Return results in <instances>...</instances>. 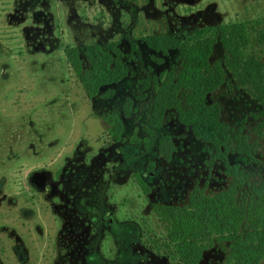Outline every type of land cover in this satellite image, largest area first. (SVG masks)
Wrapping results in <instances>:
<instances>
[{"label": "rangeland", "instance_id": "obj_1", "mask_svg": "<svg viewBox=\"0 0 264 264\" xmlns=\"http://www.w3.org/2000/svg\"><path fill=\"white\" fill-rule=\"evenodd\" d=\"M234 23L249 24L253 43L246 54L264 65V0H0V264H86V247L100 227L99 250L113 262V232L102 226L108 220L164 254L167 234L156 209L231 190L224 157L243 170L233 198L248 209L264 176L263 107L229 73L208 96L228 129L227 146L245 137L252 147V158L225 154L224 146L197 138L175 110L166 111L159 128L150 127L155 92L143 83L181 70L178 51L164 56L147 39L216 40L214 65L225 55L219 28ZM112 43L125 55L128 77L109 87V97L105 89L90 100L66 51L77 48L85 60L90 45ZM118 116L123 130L115 141L106 118ZM162 136L176 147L170 161L159 152ZM37 173L46 180L41 187L30 182ZM222 263L217 248L205 261Z\"/></svg>", "mask_w": 264, "mask_h": 264}, {"label": "trees", "instance_id": "obj_2", "mask_svg": "<svg viewBox=\"0 0 264 264\" xmlns=\"http://www.w3.org/2000/svg\"><path fill=\"white\" fill-rule=\"evenodd\" d=\"M219 41L225 53L224 61L211 65L210 59L216 40L205 39L193 44L183 43L171 36H156L147 39L149 48L168 56L170 51L179 52L181 70L167 76H152L143 83L152 87L155 97L151 107L150 127L159 128L167 110H175L182 124L192 128L197 138L209 142L216 149L224 146L225 154L236 153L252 158L251 146L245 137H237V147L227 146L228 129L220 121L217 104H207L209 95L222 87L229 73L237 87L244 89L254 101L264 109V65L246 54L252 45V31L248 23H234L219 28ZM260 43L264 36L259 35ZM70 71L83 87L88 99L109 97L113 91L109 87L118 85L128 77L124 63L125 55L117 43L105 49L94 44L85 50V60L89 69L85 70V60L77 48L66 51ZM129 114L130 106L126 107ZM264 115V112H263ZM106 122L112 127L110 133L115 141L120 139L123 124L121 118L108 117ZM151 128H147L152 135ZM159 152L167 161L172 159L176 147L170 136L159 140ZM224 154V155H225ZM223 155V156H224ZM226 169L231 171V190L220 197L209 200L192 198L188 206H162L157 208L160 221L165 225L167 252L162 254L142 243L140 237L125 225L116 229L115 222L108 220L102 226L112 230V240L116 247V260L108 262L99 250L102 242V227L99 218L93 224L99 231L87 245L84 262L86 264H205L210 251L219 250L222 264H263L264 263V176L260 188L249 202L248 209L235 203L233 198L240 181H245L243 170L230 166L224 157ZM152 172V167H149ZM139 183L147 195L149 188L143 180ZM176 261L170 263V261Z\"/></svg>", "mask_w": 264, "mask_h": 264}, {"label": "flooded vegetation", "instance_id": "obj_3", "mask_svg": "<svg viewBox=\"0 0 264 264\" xmlns=\"http://www.w3.org/2000/svg\"><path fill=\"white\" fill-rule=\"evenodd\" d=\"M30 182H31V184H33L34 186H43V184L46 182V180L44 179V178H42V176L40 175V177H39V175H38V173L37 174H33L32 176H31V180H30Z\"/></svg>", "mask_w": 264, "mask_h": 264}]
</instances>
